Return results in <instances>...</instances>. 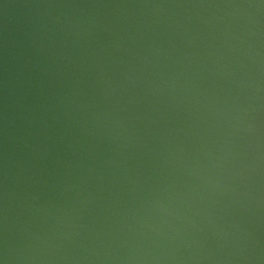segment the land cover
I'll return each mask as SVG.
<instances>
[{"label":"water","instance_id":"95a60500","mask_svg":"<svg viewBox=\"0 0 264 264\" xmlns=\"http://www.w3.org/2000/svg\"><path fill=\"white\" fill-rule=\"evenodd\" d=\"M0 264H264V0H0Z\"/></svg>","mask_w":264,"mask_h":264}]
</instances>
